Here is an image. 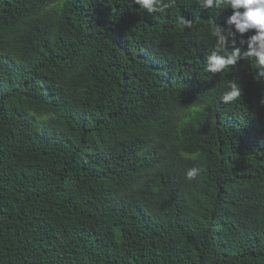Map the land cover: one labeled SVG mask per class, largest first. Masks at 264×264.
<instances>
[{"label":"trees","instance_id":"16d2710c","mask_svg":"<svg viewBox=\"0 0 264 264\" xmlns=\"http://www.w3.org/2000/svg\"><path fill=\"white\" fill-rule=\"evenodd\" d=\"M230 13L0 0V264H264V81L202 63Z\"/></svg>","mask_w":264,"mask_h":264},{"label":"clouds","instance_id":"9594fccd","mask_svg":"<svg viewBox=\"0 0 264 264\" xmlns=\"http://www.w3.org/2000/svg\"><path fill=\"white\" fill-rule=\"evenodd\" d=\"M127 3L129 8L136 6L149 14L164 13L176 6V0H127ZM195 3L201 10H231L224 24L213 21L208 26L215 42L204 54V71L215 76L234 69L245 60L254 66L253 80L264 81V0H195ZM176 24L180 31L191 30L193 19L180 15ZM241 95L239 81L229 80L219 102L229 105L238 101ZM201 172L200 167H189L185 169L184 178L197 180Z\"/></svg>","mask_w":264,"mask_h":264}]
</instances>
